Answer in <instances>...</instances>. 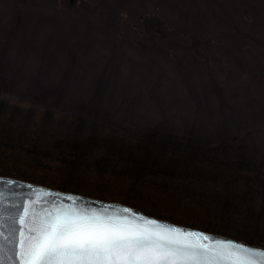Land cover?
<instances>
[{"label": "rangeland", "instance_id": "obj_1", "mask_svg": "<svg viewBox=\"0 0 264 264\" xmlns=\"http://www.w3.org/2000/svg\"><path fill=\"white\" fill-rule=\"evenodd\" d=\"M210 11L215 20H207ZM186 12L200 23L193 31L182 16ZM231 19L243 28L247 40L251 38L248 45L236 46L240 39L232 38L231 32H237ZM194 36L199 37L197 42ZM209 37L235 43L227 46L243 52L239 59L245 61L244 77L240 78L236 66L240 69L242 63L235 59V64L221 47L206 45ZM174 41L180 45L177 52L172 51ZM40 63L44 70L66 68L69 79L76 75L89 85L87 97L93 99L83 104L67 99V103L59 100L64 96L58 93L59 99L52 100L32 85L25 90L29 81L38 83ZM0 64L13 69L8 87L0 86L2 97L13 103L63 109L102 128L168 131L218 144L251 137L264 149V0H0ZM226 64L233 69L227 79L230 85L212 88L209 76L224 83ZM188 86L190 90L185 89ZM59 87L65 86L59 83ZM111 110L118 114L112 115ZM47 154L53 157L52 152ZM21 164L10 161L5 168L40 181H63V174L60 180L51 172ZM104 172L73 184L102 193L118 190L105 184ZM115 192L136 200L128 189ZM177 217L209 222V217L193 213Z\"/></svg>", "mask_w": 264, "mask_h": 264}, {"label": "trees", "instance_id": "obj_2", "mask_svg": "<svg viewBox=\"0 0 264 264\" xmlns=\"http://www.w3.org/2000/svg\"><path fill=\"white\" fill-rule=\"evenodd\" d=\"M182 16L185 21H189L192 31L200 25L196 22L197 18L191 20L187 12ZM211 16L210 11L208 21L214 19ZM228 21L236 27L234 31L237 34L231 32L235 36L232 38L240 39L236 46L248 45L251 38H245L243 28L236 25L234 19ZM157 29L163 30L162 26ZM201 37L206 39V36ZM194 38L197 42L199 37ZM220 38L209 37L206 45L221 47L235 64V59L241 62L240 69L238 64L236 66L238 75L242 73L240 78L244 77L245 61L239 59L243 52H235L227 46L235 43L226 41L224 44L219 41ZM171 45L175 46L172 51L180 47L176 41L171 42ZM37 68L42 74L37 76L38 83L29 81L23 87L25 90L32 85L33 89H39L42 96L53 97L52 100L59 99L55 95L58 93L65 97L59 100L63 99L67 103L83 104L93 99L92 95L87 97V84L76 79V75H72L70 80L66 68L60 66L57 70L61 72L44 70L41 63ZM10 71L13 72V69L0 64L1 87H8ZM24 75L32 77L26 72ZM230 76H233V69L226 64L224 83L209 76V84L217 89L227 87L230 85L227 84ZM59 83L65 87L60 88ZM62 110L13 103L0 93V176L37 182L50 188L103 200L122 201L151 216L264 247V149L258 148L261 146L256 145L250 135L247 140V137H238L232 138V141L225 139L226 142L218 144L193 136L182 138L168 131H137L127 126L102 128L91 123V120L73 117ZM110 113L118 114L112 110ZM48 151L53 153L52 158L47 154ZM10 161L15 165H22V162L37 172H51L59 176L60 180L63 174V181H40L17 170L6 169L5 165ZM99 172L105 173V184L117 187L115 191L128 189L136 200L128 198L130 194L122 198L116 196L115 191L102 193L82 190L73 184V181L85 176L97 177ZM101 181L103 178L96 183ZM189 213L197 217H209V222L183 221L177 217L179 214L185 217Z\"/></svg>", "mask_w": 264, "mask_h": 264}, {"label": "snow or ice", "instance_id": "obj_3", "mask_svg": "<svg viewBox=\"0 0 264 264\" xmlns=\"http://www.w3.org/2000/svg\"><path fill=\"white\" fill-rule=\"evenodd\" d=\"M50 196L53 207L37 209L13 192L9 207L0 189V252L10 246L9 264H264V250L144 218L123 206L93 211L83 200Z\"/></svg>", "mask_w": 264, "mask_h": 264}, {"label": "water", "instance_id": "obj_4", "mask_svg": "<svg viewBox=\"0 0 264 264\" xmlns=\"http://www.w3.org/2000/svg\"><path fill=\"white\" fill-rule=\"evenodd\" d=\"M7 180L15 181V182H17V184L12 185V186H8L6 184ZM18 185H26V186L30 185L32 187L31 188L18 187ZM0 189L4 190V194L7 197L6 205H8L9 207L14 202V200L12 199V193L16 192V193L24 194V200L26 201V206H31V205L35 204L37 209H40V208L51 209L53 207V204H52V199H51L50 193H56V194H60V196L62 198L63 197H73V198H76L77 200H83L87 204L91 205V208L93 211H99L100 207L102 205L105 207H107V206H123L124 208L130 209L132 211V213H138L140 216H142L144 218H148L151 220H155L157 222L165 223L167 225H172V226H176L179 228L195 230V231L200 232V233L212 234L218 238L231 240V241L238 242L239 244L246 245L250 249L264 250V247H262V246L251 245V244H249L243 240H236V239H233V238L221 235V234L211 233V232L199 230V229L192 228V227L182 226V225L175 224V223H172V222L167 221V220H163V219H159V218H156L153 216H149V215L144 214L142 211H140L139 209H137L133 206L126 205V204H123L120 202L105 201V200H102L99 198H93L90 196H85V195L74 193V192H66V191H62V190H58V189H52V188H49L46 186H42L39 184L20 180V179L13 178V177L0 176ZM70 203L71 202L69 200H66V199L63 200V206L64 207H68L70 205ZM4 232H5V234H7V228L4 229ZM9 248H10V246L6 245L4 248V251L0 252V258L4 259L5 264H9L10 258L13 257V252L10 251ZM257 254H259V253H257Z\"/></svg>", "mask_w": 264, "mask_h": 264}, {"label": "bare ground", "instance_id": "obj_5", "mask_svg": "<svg viewBox=\"0 0 264 264\" xmlns=\"http://www.w3.org/2000/svg\"><path fill=\"white\" fill-rule=\"evenodd\" d=\"M85 87H89V85H86ZM185 89H186V90H190V89H189V86H188L187 88H185Z\"/></svg>", "mask_w": 264, "mask_h": 264}]
</instances>
